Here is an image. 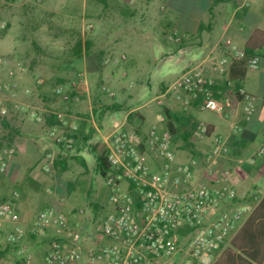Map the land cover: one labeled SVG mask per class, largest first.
<instances>
[{
  "label": "crops",
  "instance_id": "1",
  "mask_svg": "<svg viewBox=\"0 0 264 264\" xmlns=\"http://www.w3.org/2000/svg\"><path fill=\"white\" fill-rule=\"evenodd\" d=\"M112 1L116 5L113 8L91 10L88 2L83 0L78 14L81 24L75 20L73 8L51 9V15L62 16L61 30H68L78 38L63 42L49 34L46 43L33 39L25 48V54L20 56L22 61L18 58L21 53L18 46L9 50L12 53L10 64L3 69L0 78L8 80L7 69L15 62H22L24 71L17 72L11 81L17 84L22 103L28 109H35L44 118V123L34 122L27 114H13L9 122H4L8 129L0 143L6 140L8 146L15 147V154L8 160L6 177L14 184V194L19 196V202H31L25 210L16 211L18 224L27 230L22 245L31 260L27 263L17 254L16 246L5 243L0 249V264H46L45 257L53 240L68 247L70 240L59 229H48L42 235L30 232L39 213L50 207L61 210L58 202H110L104 181L98 183L96 161L90 168L85 156L92 155L95 160L93 150L100 144L108 148V137L114 126L128 129L133 116L137 115L151 127L158 122V116L163 115H155L154 108L141 111L139 107L120 115V104L124 98L131 97L132 87L120 84L119 71L112 63V59L125 56L128 58V72L122 74L138 71L141 64L147 76V62L152 63V58H147V3L160 7L163 11L161 26L172 30V35L181 37L179 43L175 42L176 50L165 54L176 58L177 73L171 74L174 80L185 70L205 64V75L214 82V97L225 107L224 115L220 116L201 110V100L192 101L187 110L172 101L170 112L175 134L171 135V147L177 162L197 160L194 181L196 184L208 182L210 178L204 156L211 149L214 137H221L228 146V153L216 161L214 167L216 170H231L230 182L241 201L239 203L251 207L214 253L212 264H264V156L255 158V153L264 144V0H192L190 3L186 0H136L134 4L128 0ZM184 2L188 3L185 8ZM89 24L93 25L91 30H87ZM226 38H230L238 49L258 55L259 68L246 69L245 76L237 80L229 78L230 67L225 75L211 72L207 58L210 54L222 55L227 51ZM228 80L232 82L231 89L227 86ZM60 86L77 93L78 101L63 102L56 97L54 91ZM103 87L114 95L116 92L123 96L121 102L114 103L117 106L113 114L105 111L106 106L113 104L105 98L108 93ZM239 88L254 98L255 113L248 121L245 120L243 103L234 94ZM25 90H30L31 95H26ZM55 117L64 120L65 125L61 126L67 129L76 127L74 150L55 146L45 135L52 125L58 123ZM201 121L209 126V136L204 142L194 138V131ZM165 122L166 119L159 124L160 127ZM47 154L59 161L50 170L54 175L43 169ZM154 170H159V166ZM120 186L130 191L126 182H121ZM54 192L62 194L63 198H56ZM33 202L41 203L34 205ZM47 202L52 205L38 211ZM238 204L233 203L230 207ZM112 211V206L107 207V215ZM0 226L5 235L13 228L6 222ZM187 239L188 234L180 235L182 246ZM77 241L84 253L107 243L98 235L91 239L79 237ZM185 256L184 252H179L165 264H184ZM85 263L83 259L79 264Z\"/></svg>",
  "mask_w": 264,
  "mask_h": 264
},
{
  "label": "built area",
  "instance_id": "2",
  "mask_svg": "<svg viewBox=\"0 0 264 264\" xmlns=\"http://www.w3.org/2000/svg\"><path fill=\"white\" fill-rule=\"evenodd\" d=\"M134 4L136 0H128ZM4 27V25L2 26ZM93 25L89 24L87 30ZM171 41L179 43L181 37L173 34ZM226 50L222 55L210 54L207 58L209 70L215 74L225 75L235 61H242L247 70H256L260 65V57L238 49L230 38L224 40ZM125 56L112 59L117 65ZM10 64V60L0 57V72ZM24 71L20 62H15L7 69L8 80L0 78V93L8 92L10 97L0 98V105L8 101L16 111H25L35 122L44 123V118L32 108L17 100L18 86L11 80L17 72ZM206 66L200 63L185 70L161 95L171 99L187 110L192 101L201 100L203 111L224 115L225 107L215 99L214 82L205 75ZM1 75V74H0ZM231 89L232 82L227 81ZM103 91L109 92L106 87ZM31 95L30 90H25ZM71 91L60 86L54 91L56 97L63 102L78 101V95L71 96ZM243 103L245 120L248 121L255 113L254 98L243 88L234 91ZM111 97L114 93L109 92ZM5 111V110H3ZM163 115L158 116V122L150 128L144 140L136 132L126 131L121 126H114L109 135L107 160L109 171L104 178L109 190V201L113 211L105 218L91 225L90 230H84V237L91 239L98 235L107 240L101 246L90 248L85 253L78 244L77 235L70 226L69 217L50 207L40 212L30 228L36 235L44 234L48 229L56 228L66 233L70 245L66 247L61 241L53 240L45 257L46 264H79L85 259V264H165L179 252L185 253L184 264H212L214 253L224 244L227 236L234 231L241 220L250 212L251 207L239 203L236 190L230 182L231 170L224 168L216 170L214 164L228 153V146L221 137H214L211 149L204 156L208 182L196 184L194 168L197 160L177 162L171 147V136L168 130L161 129L164 123ZM54 126L46 131L49 140L55 146L72 151L75 148L73 134L76 127L69 129ZM61 124L63 126H61ZM209 136V126L204 121L198 123L194 138L204 142ZM147 152L152 153L160 163L158 171H153L146 161ZM14 153L11 147H3L0 151V172L5 173L8 160ZM264 156V144L255 153V158ZM54 159L47 154L43 169L52 170ZM126 182L131 190H123L121 182ZM16 195V193H15ZM139 204L136 210L135 205ZM233 203H239L231 208ZM76 215H84L78 210ZM0 222L13 226L6 235L0 226V249L7 244L17 247V254L30 262L31 257L26 247L22 245L27 230L18 224V217L9 202L0 203ZM180 228L188 229V239L182 246ZM94 234V236H92Z\"/></svg>",
  "mask_w": 264,
  "mask_h": 264
},
{
  "label": "rangeland",
  "instance_id": "3",
  "mask_svg": "<svg viewBox=\"0 0 264 264\" xmlns=\"http://www.w3.org/2000/svg\"><path fill=\"white\" fill-rule=\"evenodd\" d=\"M86 1L88 2V7L91 10L101 7L110 9L116 6L112 0H103V2L101 0ZM191 1L192 0H186L188 3ZM82 3L83 0H0V57L9 59V56L12 54L9 52L10 48L13 46H18L21 51L18 58L22 61L20 56L25 54V48L30 44V42L33 39H38L39 42L46 43V41L49 39V34L57 36V39L60 38V40L63 42H69L71 38H78L79 36L76 34H71L68 30L63 32L60 28L62 26V16L57 14L51 15L50 10L60 9L62 7H71L75 10V20H77V23L81 24V16L78 14L81 10ZM188 3L184 2L183 8H185ZM147 7V58H152V63L147 62V76L144 75L145 72L141 64L138 71L133 70L128 75L122 74L124 71L128 72V58L126 57V59L115 66L119 71L120 84H127L128 86L132 87L131 97L124 98L125 100L122 101L120 98H123V96H118V93L116 92L113 97H111L109 92H107L108 95L105 97L108 102H110V104H114L117 100H120V102L122 101L120 104V115H123L125 112L136 107H139L141 111L154 108L155 115H159L162 113V107L166 106V103L170 106L173 101L169 98L164 99L161 95L174 81V76L171 74L177 73L175 70L176 58L165 56L167 52H174V50H176L175 45L177 43L169 40V37L172 35V30L165 27L163 28V26H161V16L163 11L160 9V7L151 6L148 3ZM3 25L4 27H2ZM3 73L4 71L0 72V74ZM105 86L111 89L109 85ZM111 91L113 90L111 89ZM9 97V93H0V98L3 100ZM17 100L21 101L18 97V94ZM4 102L6 103H4L3 106L0 105V138L3 136V134H5V130L8 129L4 122H9L10 117H12L13 114H27L25 111L14 110L8 101ZM110 112H112L110 114H113L115 111ZM104 115H107V113ZM101 126L103 127L102 124ZM151 127L146 125L144 120H141L137 115H135L131 119L130 127L125 130L129 132H136L139 138L144 140ZM160 128L166 129V125L163 124V126ZM4 141L0 143V151L5 146L11 147L14 149V153L11 156L13 157L15 154V147L12 144L8 146L7 143H9V141ZM145 156L150 168L153 171H158L154 170L157 166L160 168L158 159L149 152H147ZM85 160L90 168L95 166V160L92 155L87 154L85 156ZM6 173L7 172H0V203H11L14 213L17 214L18 210H25L28 203L31 202H19V196L14 194L16 191L15 186L6 177ZM48 173L54 175L52 171H48ZM97 177L99 178L98 183L102 184L104 179L99 176ZM54 194L56 198H63V195L59 194L58 192H54ZM72 201L74 200L72 199ZM33 203L35 205L41 202ZM58 203L61 207V210H59L69 216V222L73 223L74 228H72L74 229L75 235L81 238L84 236V230L87 229L92 232L91 225L105 218L107 216V207H111L110 202ZM51 205L52 202H47L46 206L39 208L38 211L44 210L47 206ZM93 205L97 206V208H94ZM64 208L67 209L64 210ZM80 209L84 211V215L81 217L76 215V212ZM0 223L4 224V222ZM6 224L8 223L6 222ZM92 236H94V234Z\"/></svg>",
  "mask_w": 264,
  "mask_h": 264
},
{
  "label": "trees",
  "instance_id": "4",
  "mask_svg": "<svg viewBox=\"0 0 264 264\" xmlns=\"http://www.w3.org/2000/svg\"><path fill=\"white\" fill-rule=\"evenodd\" d=\"M246 74V67L244 62L242 61H235L231 64L230 66V73H229V78L232 80H237L239 78L244 77ZM77 95V93L72 92L71 96ZM116 106L115 104L113 105H109L105 107V111H115L116 110ZM162 114L164 115L165 119H166V130L169 131L170 136L175 134V129H174V125L172 123L171 120V112H170V106L166 105L162 107ZM50 116V115H49ZM52 116V115H51ZM56 118V117H55ZM56 121H58V123H56L55 125H52L51 127L54 126H60V122L58 120V118H56ZM73 138L76 139V133L73 134ZM107 147L104 144H100L98 145L94 150H93V154L95 157V161H96V171L97 174L101 177V178H105L108 171H109V164H108V160H107ZM59 161L55 160L54 161V166L56 167L58 165ZM131 190V194L133 195V197L135 198V201H137L136 199V194L134 192H132V187L130 188ZM238 202H241L238 198H237ZM136 210L139 209V204L136 203L135 205ZM180 235H184V234H188L189 231L186 228H180L178 230Z\"/></svg>",
  "mask_w": 264,
  "mask_h": 264
}]
</instances>
